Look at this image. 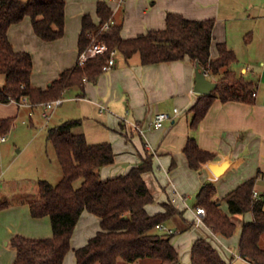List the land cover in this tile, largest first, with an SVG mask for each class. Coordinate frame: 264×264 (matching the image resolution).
I'll list each match as a JSON object with an SVG mask.
<instances>
[{
	"label": "crops",
	"instance_id": "crops-1",
	"mask_svg": "<svg viewBox=\"0 0 264 264\" xmlns=\"http://www.w3.org/2000/svg\"><path fill=\"white\" fill-rule=\"evenodd\" d=\"M65 1V35L59 40L46 42L39 38L30 17L9 29V39L15 50L29 52L33 57L32 84L35 87L46 89L63 72L79 63V39L85 15H91L96 24L100 23L97 6L101 0ZM104 1L113 10L114 24L122 25L124 39L165 29L169 12L181 14L190 20H214L211 56L213 59L219 57L218 45L221 43L236 53L238 62L231 69L257 85L255 102L224 103L217 99L199 128L193 130L190 109L203 96L195 91L197 64L186 58L144 66L139 54L126 60L118 52L115 66L102 73L96 82L86 81L84 90L79 87L65 89L63 104L51 112L49 119L43 115V106H31L29 101H25L24 105L17 102L0 103V121L12 118L15 123L21 115L27 114L33 127L44 125L38 119L34 122V117H39L45 120L44 126L49 129L48 123L53 120H57L55 124L59 125L66 120L81 119L82 131L89 144L110 143L115 151V163L100 170L103 180L125 175L139 165L147 154L153 155V168L144 174V179L155 201L146 208L151 215L165 213L167 204L177 210V214L164 225L173 231L170 235L173 236L172 241L181 262L191 264L193 244L198 239H205L229 264H252L241 257L240 242L243 224L252 222L254 214L249 211L232 216L224 199L246 181L256 179L254 195L257 193L255 197L264 200V15L259 10L261 2ZM5 83L6 77L0 75V87ZM174 109L180 111L175 120L167 123L163 129L152 128L151 123L157 113L173 112ZM133 124L143 127L145 135L135 130ZM44 132L48 142V130L35 131V136H41ZM192 136L196 137L202 150L215 155V159L199 171L191 169L184 153ZM57 176L62 180V170H57ZM209 183L217 188L216 198L222 200L221 210L237 223L232 237L216 234L204 221L200 223L197 220V196ZM30 200L22 202L26 205V215L21 231L15 233L10 229L4 234L5 238H10L6 246H11V258L7 264H13L16 259L17 249L11 242L19 233L30 238L53 236L49 217H32ZM9 209L12 208L5 211ZM100 230V218L85 211L76 227L71 241L72 250L64 264H76L75 251L87 245ZM260 245L264 249V235Z\"/></svg>",
	"mask_w": 264,
	"mask_h": 264
},
{
	"label": "trees",
	"instance_id": "trees-1",
	"mask_svg": "<svg viewBox=\"0 0 264 264\" xmlns=\"http://www.w3.org/2000/svg\"><path fill=\"white\" fill-rule=\"evenodd\" d=\"M97 15L99 24L91 15L83 17L79 52L81 55L88 50L94 40L105 42L108 51L83 65L78 63L43 89L33 86V57L29 52L15 50L9 39V29L30 17L39 38L46 42L59 40L65 35L66 1L0 0V75L6 77V83L0 87V103L29 101L38 106L59 98L67 88L84 90L86 81L96 82L105 72L103 67L115 49L126 60L139 54L144 66L186 58L202 66L208 78L218 85L210 95L201 96L190 109L193 130L199 128L217 99L224 103L255 102L257 85L231 69L238 62L236 53L221 43L219 57L212 58L214 20H190L169 12L165 29L124 39L122 25L114 24L113 10L106 1H99ZM106 24L109 28H105ZM13 123L12 118L0 121V139L12 129ZM82 126L81 119H74L49 128L48 141L54 145L63 178L56 185L40 180L37 197L28 203L33 218H50L53 236L14 237L11 243L17 249V256L13 264H64L85 211L100 218L101 230L87 245L75 251L76 264H119L120 260L136 263L146 259L155 264H183L173 236L159 229V225L172 219L177 210L167 204L165 213L151 215L146 208L155 201L144 179V174L153 168V155L147 154L127 174L103 180L100 170L115 163V151L110 143L89 144ZM184 153L191 169L197 171L215 159L213 153L199 147L194 136L189 138ZM255 183L256 179L246 181L224 201L232 216L253 212L254 220L243 224L240 255L252 264H264V249L260 245L264 235V200L255 197ZM216 196V186L206 184L198 193L197 206L206 209L204 222L209 228L216 234L232 237L237 223L221 210L222 200ZM11 205L9 201L0 202V211ZM191 264L229 263L209 241L198 239L191 249Z\"/></svg>",
	"mask_w": 264,
	"mask_h": 264
},
{
	"label": "rangeland",
	"instance_id": "rangeland-1",
	"mask_svg": "<svg viewBox=\"0 0 264 264\" xmlns=\"http://www.w3.org/2000/svg\"><path fill=\"white\" fill-rule=\"evenodd\" d=\"M258 1L261 2L259 10L264 15V0ZM37 119L41 124H46L45 120L39 117H34V122ZM55 121L57 120L50 121L48 127L56 126ZM44 125L33 127L27 114L21 115L6 134L7 143L0 142V202L12 203L9 207L12 209L0 211V264H7L11 258V246H6L7 242L10 243V238H5L4 234L10 229L17 233L24 226L26 205L22 202L37 197L40 180L47 179L46 181L54 185L61 181L57 176V170L61 172L62 169L54 145L47 142L45 132L41 136H35V131L49 130ZM56 164L58 169L55 167ZM25 226H28L27 222ZM19 235L23 234L19 233ZM119 264H155V262L151 259L136 263L120 260Z\"/></svg>",
	"mask_w": 264,
	"mask_h": 264
},
{
	"label": "built area",
	"instance_id": "built-area-1",
	"mask_svg": "<svg viewBox=\"0 0 264 264\" xmlns=\"http://www.w3.org/2000/svg\"><path fill=\"white\" fill-rule=\"evenodd\" d=\"M105 28H109V24L105 25ZM108 51V46L105 42H98L96 40L93 41L92 46L86 50L84 53H82L80 55L79 58V64L83 65L85 64L89 59L91 58H95L98 55H102L105 52ZM119 51L117 49L113 50L111 53V57L108 61V63L103 67V70L105 72L111 70L115 64H116V55ZM64 102L63 96H60L59 98L49 101V102H45L40 104L41 106L44 107V117L46 119L50 118L51 112L61 106ZM18 104H22L24 105L25 102L23 103H18ZM31 104V103H30ZM31 106H33L31 104ZM180 114V111L178 109H174L173 112H168V111H164V112H159L155 115L151 125L153 129H163L165 127V125L173 120L176 119V117ZM132 127L137 130L138 132H140L141 134L145 135L146 130L137 125V124H133ZM6 136L1 137L0 142H5L6 141ZM255 195H257V193H255ZM206 216V209L204 207H199L197 209V220L198 222H203L204 221V217ZM159 229L161 231H165L169 234H172L173 231L169 230L164 224L159 225Z\"/></svg>",
	"mask_w": 264,
	"mask_h": 264
},
{
	"label": "water",
	"instance_id": "water-1",
	"mask_svg": "<svg viewBox=\"0 0 264 264\" xmlns=\"http://www.w3.org/2000/svg\"><path fill=\"white\" fill-rule=\"evenodd\" d=\"M217 85V82L209 79L205 70L197 63L195 91L201 95H210L217 88Z\"/></svg>",
	"mask_w": 264,
	"mask_h": 264
}]
</instances>
